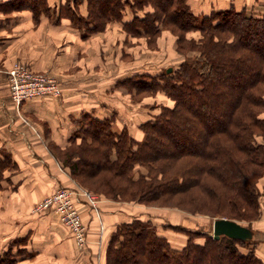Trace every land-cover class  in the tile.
<instances>
[{
  "label": "trees",
  "instance_id": "1",
  "mask_svg": "<svg viewBox=\"0 0 264 264\" xmlns=\"http://www.w3.org/2000/svg\"><path fill=\"white\" fill-rule=\"evenodd\" d=\"M81 1H64L55 9L57 19L68 18L77 28L93 32L114 20H122L134 32H157L160 21L199 28L204 34L202 58L184 62L159 78L135 81L141 89L160 86L176 102L153 121L142 123L144 140H136L126 130H112L109 118L85 114L81 134L70 137L65 146H56L62 166L85 188L115 201L211 212V197L203 207L188 204L195 201L193 190L198 188L226 203L212 215L237 221L255 216L260 196L257 180L264 173V15L232 6L200 17L187 0H87L84 15ZM149 4L157 10L124 21L128 6L138 12ZM0 7L31 9L37 20L42 13L51 15L47 0H9ZM135 164L147 172L139 170L137 176ZM15 165L9 155L0 153V189L5 168ZM187 231L206 240L198 243L190 238L186 246L175 248L150 221L128 220L111 235L106 262L264 264L251 246L252 239H216L200 230ZM16 255L10 246L0 248V264H17Z\"/></svg>",
  "mask_w": 264,
  "mask_h": 264
},
{
  "label": "rangeland",
  "instance_id": "2",
  "mask_svg": "<svg viewBox=\"0 0 264 264\" xmlns=\"http://www.w3.org/2000/svg\"><path fill=\"white\" fill-rule=\"evenodd\" d=\"M187 3L189 4V0H187ZM247 6L249 7L247 8L249 13L257 16L264 15V0H251ZM56 8L57 7H51V14L53 16V20L57 23L60 22L61 19H57L58 15L55 11ZM155 8V4H149L144 10H139L137 12L133 7L128 6L126 10L127 15L124 17V21L131 20L134 16H136V14L144 16L147 11H154L153 9ZM190 8L191 11L195 13L194 9L197 8H193L192 6H190ZM213 9L209 12H197L195 14L201 17L204 14H209ZM80 10L82 13L84 11L85 14H87V0H82L80 2ZM155 10H157V8ZM217 10L220 9L218 8ZM160 22L158 23L159 29L157 32L153 31V33H149L144 30L142 32L128 30L125 28V25H123L124 22L122 20L109 21L102 30L94 32L79 29L72 24L74 28L79 29V31L84 34V41L90 39V42L81 51L77 50L73 54V58L76 60L74 59L72 66H69L70 68H67V70H62L64 72L63 76L65 78H69L68 83H64V80L57 74L59 72L52 68L45 70L39 69L38 71L28 63L21 60L14 61L12 66L18 62L24 64L33 72L46 73L57 79V83L60 85L62 94L59 96L47 95L49 96V99L55 98V100H58L57 106L51 111V113L54 114L52 117L57 122L58 127L63 124L67 125L68 123H65V120H67L68 117V121L73 124V127L76 130L73 136L81 134V123L85 122V118L83 116L85 114H90L91 116L99 118L111 119L112 130L116 132L126 130L130 136L141 141L146 138V132L142 127V123L150 120L153 121L163 111L164 107L174 106L176 102L160 86L149 89H141V87L134 84L135 81L143 82L150 76L159 78L160 75L164 74L167 70L169 71V69H171L170 71L178 69L184 62H198L202 58L200 52V46L204 37L202 30L195 27L180 28L169 23ZM48 51L52 54L47 55L51 63H59L60 60H58V57L65 54V50L62 48L61 50ZM12 66H10L8 70L12 68ZM70 79H74V83H77V85L75 86ZM65 96L68 100L62 101L61 98ZM33 99L35 100V98L30 100ZM15 106L17 105L15 104ZM38 122L39 120L34 116L27 114V124L29 123L37 129H39V125L42 131L44 129H49V126H47L46 123L38 124ZM84 124H86V122ZM47 134L46 138L48 139L49 136H47ZM43 135L45 136L44 133ZM47 145L49 147L47 157H53L59 161L56 151V146L59 144L51 139L47 140ZM1 152L2 155L7 154L11 157V159H13V155L10 152L0 151V153ZM64 168L75 180L77 183L75 184L76 186H63V184L58 183V181H52L42 184L40 189L34 188L32 192H30V195L32 196L33 212L38 213V216L52 214L53 218L57 217L61 222V219L53 206L43 209L39 207L40 204H42L47 197L54 194L60 188L88 190L98 196L99 206L104 202H110V204L115 203L132 213L131 220L139 218L144 221H150L152 225L155 226L156 231L161 236H165L175 248H182L186 246L185 244L188 243L190 238L198 243L206 240V237L191 234L187 230H200L203 233L213 236L212 229L214 220L223 217L228 218L225 214H223L225 216L212 215V212H215V210H220L219 207L224 208L226 203L221 202L223 201L222 199H219L217 202L216 197L209 190L203 191L198 188L194 189L193 193H195L197 197H195L194 202L190 200L188 204L193 206V203H198L199 207H203L206 203L205 200L211 197L210 199H212L213 206L211 212H193L177 206L159 205L155 203L141 204L137 201H115L105 198L100 192H95L89 187L85 188V186L81 185L77 179L71 175L68 168ZM14 169L15 167H6L4 170L5 176L9 175ZM139 170H142L145 173L147 172V168L141 166V164H135V172L137 173V176ZM5 180L2 181L3 187L0 189V248L4 249L3 247L10 246L17 254L16 257L18 258L19 256V258L23 259L25 249L27 251V248H24L23 245L27 242L23 239V237H17L19 233H23V231L17 233L19 229L22 230L23 225L18 222L15 226L14 221L16 219L20 221L27 216L19 214V207L23 206H18L16 201H13L15 198L11 199L10 195L8 196V191L6 190L11 189L14 191V184ZM32 187L35 186H31L28 189ZM257 187L260 192L258 211L257 209L255 210L257 214L255 216H249L248 220L243 219L238 221L255 228L261 234V232L264 231V173L257 180ZM28 193L29 191L27 190V194ZM92 208L98 214L100 213V210L98 211L94 207ZM244 213H247V211H244ZM83 221L86 224L84 219ZM87 228L89 231L88 225ZM251 242H253L251 243V246L255 247L257 255L264 261V235H257ZM241 247L245 251L249 250L247 249L249 245L245 247L243 245ZM19 258L16 259L17 264H24L18 261Z\"/></svg>",
  "mask_w": 264,
  "mask_h": 264
},
{
  "label": "crops",
  "instance_id": "3",
  "mask_svg": "<svg viewBox=\"0 0 264 264\" xmlns=\"http://www.w3.org/2000/svg\"><path fill=\"white\" fill-rule=\"evenodd\" d=\"M6 1L9 0H0V4ZM47 1L52 8H55L65 0ZM250 2L251 0H189V5L197 8L194 9L195 13H204L213 8L220 10L232 6L239 9L249 8L247 5ZM83 13L85 14L84 11ZM83 35L67 18H62L56 23L52 14L49 16L42 13L37 20L31 9L11 10L0 7V151H7L13 155L15 169L6 176L5 181L14 184V191L6 190L11 199L15 198L13 201H16L18 206H23L19 207V214L27 216L20 221L17 219L14 221L15 226L18 222L23 225L22 230H16L17 233L23 231L17 237H23L27 242L23 245L27 248L23 259L18 256L20 263L107 264L106 247L111 235L120 224L132 219L130 211L114 202V204L110 202L101 204L98 214L84 197H78L77 207L89 227L88 243L80 246L75 241L72 231L57 217L58 220L53 218L52 214L38 216V213L33 212L32 209L30 192L34 188L40 189L42 184L52 181H58L63 186H76L77 183L61 163L53 157H47L49 149L47 140L52 139L59 145L65 146L76 130L68 121V117L65 120L67 125L57 126V122L52 117L54 114L51 113L58 103L55 98L38 97L24 102L21 107L15 106L11 97L7 70L14 61L21 60L38 71L55 69L64 83H68L69 78L63 76L62 70L69 69L75 59L73 54L77 50L81 51L90 42V39L84 41ZM61 48L65 50V54L58 57L59 63H51L47 55L52 54L48 50H61ZM70 80L75 86L77 85L74 79ZM61 100L67 101L68 98L65 96ZM27 114L38 119V124L46 123L49 129L42 131L39 125L37 129L27 124ZM46 134L49 136L48 139ZM31 186L35 187L28 189ZM252 229L253 239L257 235H264V231L260 234L255 228Z\"/></svg>",
  "mask_w": 264,
  "mask_h": 264
},
{
  "label": "built area",
  "instance_id": "4",
  "mask_svg": "<svg viewBox=\"0 0 264 264\" xmlns=\"http://www.w3.org/2000/svg\"><path fill=\"white\" fill-rule=\"evenodd\" d=\"M13 102L19 107L24 102L47 95L59 96L62 94L57 79L46 73L33 72L21 63H15L7 72ZM88 200L91 207L100 210L99 198L88 190L60 188L54 194L47 197L40 208L54 207L61 222H63L73 233L75 240L80 246L88 243L87 225L84 223L81 213L77 207L78 197ZM54 264V263H50Z\"/></svg>",
  "mask_w": 264,
  "mask_h": 264
},
{
  "label": "water",
  "instance_id": "5",
  "mask_svg": "<svg viewBox=\"0 0 264 264\" xmlns=\"http://www.w3.org/2000/svg\"><path fill=\"white\" fill-rule=\"evenodd\" d=\"M171 69H169L170 71ZM213 237L229 236L241 240H250L254 237L253 229L237 220L229 218H217L213 223Z\"/></svg>",
  "mask_w": 264,
  "mask_h": 264
}]
</instances>
